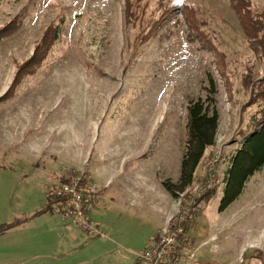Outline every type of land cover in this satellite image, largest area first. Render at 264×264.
<instances>
[{"label": "rangeland", "instance_id": "obj_1", "mask_svg": "<svg viewBox=\"0 0 264 264\" xmlns=\"http://www.w3.org/2000/svg\"><path fill=\"white\" fill-rule=\"evenodd\" d=\"M252 1L264 12V0ZM57 25L47 57L14 84ZM3 30L0 227L19 224L0 234V264H134L183 210L175 264H193V251L199 264H264V170L218 209L229 157L264 107V45L229 0H0ZM213 83L216 143L173 198L162 181L179 179L189 101ZM73 177L100 190L91 213L100 234L57 208L35 215L48 187Z\"/></svg>", "mask_w": 264, "mask_h": 264}, {"label": "trees", "instance_id": "obj_2", "mask_svg": "<svg viewBox=\"0 0 264 264\" xmlns=\"http://www.w3.org/2000/svg\"><path fill=\"white\" fill-rule=\"evenodd\" d=\"M229 1L237 12L247 37L253 41V44L259 43L260 45H264V12L259 13V15L253 13L255 12V6L252 4V0ZM172 6L177 10L183 8V4L181 3H173ZM61 29V25L50 28L49 34L44 36L41 45L36 48L31 61L22 66L18 71L14 84L20 83L29 65H38L47 57L48 50L51 49L50 47L60 38ZM3 33H6V30L1 31L0 35ZM1 37L3 36H0V39ZM33 61L39 63H31ZM216 94L217 87L213 83L212 86L208 88L205 98L199 97L189 101L187 140L181 159L179 179L177 182H173L170 179L162 181L163 187L173 198H179V195L194 183L197 169L205 153L216 143L220 124V112L217 105ZM263 170L264 107L259 110L258 114L252 120L249 130L242 134L237 148L229 157V164L225 171L223 194L218 208L219 211H226L236 202L241 195H243L250 179ZM55 203V198L48 197L46 204L40 211L36 212L35 215H40L46 211H54L56 208ZM18 224L17 222L2 225L0 227V234L13 229ZM185 231H187V225ZM158 235L159 233L154 237ZM185 238L186 232L179 238L178 254L176 253L179 257Z\"/></svg>", "mask_w": 264, "mask_h": 264}, {"label": "built area", "instance_id": "obj_3", "mask_svg": "<svg viewBox=\"0 0 264 264\" xmlns=\"http://www.w3.org/2000/svg\"><path fill=\"white\" fill-rule=\"evenodd\" d=\"M99 192L96 185L83 177H73L69 181L48 187V197L56 199L58 212L71 220L73 225L93 235L101 232L98 224L91 218V213L100 200ZM188 217L189 212L183 210L176 220L171 218L158 238L137 254V264H175L180 258L176 253L178 254L179 238L185 233L184 225ZM189 259L193 264H199L196 251L191 253Z\"/></svg>", "mask_w": 264, "mask_h": 264}, {"label": "crops", "instance_id": "obj_4", "mask_svg": "<svg viewBox=\"0 0 264 264\" xmlns=\"http://www.w3.org/2000/svg\"><path fill=\"white\" fill-rule=\"evenodd\" d=\"M125 174V176H123ZM136 173H134V174H130V175H135ZM128 175V174H127ZM126 175V173H120V178H124V177H128ZM110 185V184H109ZM109 185H105L104 187H108ZM143 187H144V184H141ZM162 194L163 195H165V197H166V199H167V201H168V197H169V194H165L164 192H162ZM100 206V203H99V201L97 202V204H96V207H95V209L97 208V207H99ZM99 209V208H98ZM165 212H167L166 210H165ZM162 223H163V221H162ZM136 257H137V255H136ZM134 264H137V258H136V262L134 263Z\"/></svg>", "mask_w": 264, "mask_h": 264}]
</instances>
